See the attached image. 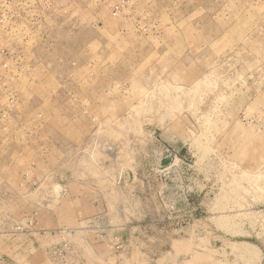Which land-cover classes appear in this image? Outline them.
Listing matches in <instances>:
<instances>
[{
	"label": "rangeland",
	"instance_id": "1",
	"mask_svg": "<svg viewBox=\"0 0 264 264\" xmlns=\"http://www.w3.org/2000/svg\"><path fill=\"white\" fill-rule=\"evenodd\" d=\"M67 247L264 264V0H0V264Z\"/></svg>",
	"mask_w": 264,
	"mask_h": 264
},
{
	"label": "crops",
	"instance_id": "2",
	"mask_svg": "<svg viewBox=\"0 0 264 264\" xmlns=\"http://www.w3.org/2000/svg\"><path fill=\"white\" fill-rule=\"evenodd\" d=\"M70 10H73V11H78V6H77V4H75V3H72L71 5H70ZM84 10H87V11H91L89 8L88 9H84ZM59 11H62V9L61 8H59ZM87 77H88V75H87ZM75 85H76V87H77V84H78V79H76L75 80ZM89 79H87V85H88V87H90V84H89ZM28 88V86H26V84H25V87H23L24 88V90H27V88ZM89 89V88H88ZM78 100H80V99H78ZM83 104L85 103L83 100H80ZM84 105H86L87 106V108H89L90 109V107H89V104L87 105V104H84ZM91 106V105H90ZM92 107H94V104L92 103ZM39 108V107H38ZM40 109V108H39ZM89 117L87 116V118L85 119V117H83L81 120H78V119H76V120H72L71 121V125H72V129H73V133L75 134V136H76V142L74 143V145H72L73 147H72V152H71V157H72V168L74 169V172H75V175H76V178L77 179H80V174H81V170H83V166L81 165V160H82V158H87L88 156L85 154V153H88L89 151H90V149H87L85 152L83 151V150H81V147H80V143H82V142H85L88 138H90V135H91V133L93 132L92 130H90V124H89V119H88ZM87 120V121H86ZM41 121L44 123V126L43 127H41V128H43L44 130H46V128H47V126H54L53 124H52V122H50V120L49 119H46V117L44 116V117H42L41 118ZM38 124H40L39 122H38ZM54 129V132L56 133V134H60V135H62V131H63V129L62 128H57L56 126H55V128H53ZM103 129H104V127H103ZM47 130H49V129H47ZM86 130V131H85ZM48 132H51V130H49ZM52 132H53V130H52ZM102 132H104V130H102ZM153 135H156V132L154 131L153 133H152ZM89 136V137H88ZM56 137H57V135H56ZM157 145V144H156ZM156 148V147H155ZM84 152V153H83ZM90 152H92V150L90 151ZM85 185H86V183L85 182H83V181H76V184H75V187H77V188H83V187H85ZM93 205H96L94 202L92 203ZM94 213H95V211H94Z\"/></svg>",
	"mask_w": 264,
	"mask_h": 264
},
{
	"label": "built area",
	"instance_id": "3",
	"mask_svg": "<svg viewBox=\"0 0 264 264\" xmlns=\"http://www.w3.org/2000/svg\"><path fill=\"white\" fill-rule=\"evenodd\" d=\"M122 7H123V3H121V5H119L117 7H114V9H115V11H118ZM77 106H79V105H77ZM160 151H161L162 154H164L161 159H163L165 157H170L171 158L172 155H171V153H170V151H169L168 148L162 147ZM54 250H55L54 252L52 251L53 252V255L56 257V259L61 264H72V262H68L67 261V256L70 255V254H73L72 253L73 252V249L67 247L65 249L55 248Z\"/></svg>",
	"mask_w": 264,
	"mask_h": 264
},
{
	"label": "water",
	"instance_id": "4",
	"mask_svg": "<svg viewBox=\"0 0 264 264\" xmlns=\"http://www.w3.org/2000/svg\"><path fill=\"white\" fill-rule=\"evenodd\" d=\"M172 159L170 157H165L163 159H160L157 163V166L159 168H164L166 166H168L171 163Z\"/></svg>",
	"mask_w": 264,
	"mask_h": 264
}]
</instances>
